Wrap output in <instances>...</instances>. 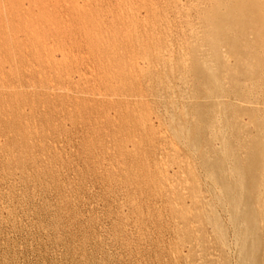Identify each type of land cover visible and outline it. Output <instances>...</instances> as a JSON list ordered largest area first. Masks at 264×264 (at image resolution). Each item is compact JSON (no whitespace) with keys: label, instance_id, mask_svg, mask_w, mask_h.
<instances>
[{"label":"rangeland","instance_id":"374dc122","mask_svg":"<svg viewBox=\"0 0 264 264\" xmlns=\"http://www.w3.org/2000/svg\"><path fill=\"white\" fill-rule=\"evenodd\" d=\"M186 1L0 0V264H264V0Z\"/></svg>","mask_w":264,"mask_h":264},{"label":"bare ground","instance_id":"6f19581e","mask_svg":"<svg viewBox=\"0 0 264 264\" xmlns=\"http://www.w3.org/2000/svg\"><path fill=\"white\" fill-rule=\"evenodd\" d=\"M197 1L198 0H187L186 1V3H191V4H196L197 3ZM195 29V28H194ZM206 53V52H205ZM228 53H229V51L226 49V50H223V52H222V55L224 56V57H228ZM231 54V53H230ZM229 57H230V55H229ZM180 58H181V61L183 62V63H185L187 60H188V56H187V54L183 51V50H181L180 51ZM229 59V58H228ZM51 60V59H50ZM182 76H183V74H181ZM182 76H180V80H182L181 81V84L185 87V85H186V88H187V84H186V82H185V80H184V78L182 77ZM179 87V86H178ZM14 88V87H13ZM171 90H174V88L173 89H171ZM180 91V93H179V100H181L182 102L183 101H185V95H184V93H183V90H181V89H179ZM168 91H170V90H168ZM165 112H167V110L165 111ZM225 116V115H224ZM219 121V120H218ZM214 130H216L215 128L213 129V131ZM222 150H223V148H224V145H225V143H224V141L222 142ZM233 171V170H232ZM234 172V171H233ZM233 172H232V174H233ZM234 175V174H233ZM209 176H210V179L216 184L217 182H218V180H217V178L215 177V175L212 173L211 175L209 174ZM170 188H172V185H170ZM222 188L225 190V192L228 194V189H227V186H225V185H223L222 186ZM218 192V191H217ZM215 199V198H214ZM216 204V203H215ZM232 204V203H231ZM230 203L228 204L229 206L231 205ZM242 204L239 202V203H235L234 204V206H230V208H234L235 209V207L236 208H239L240 206H241ZM225 208H227V207H225ZM230 208H228V209H226V213H227V215L229 216V219L231 220V222H232V224H234L235 225V219H234V217H233V215H232V213L230 212ZM228 211H229V213H228ZM224 219V218H223ZM231 227V226H230ZM232 229V228H231ZM236 231V233H237V239L235 240V244H236V247H230L229 249H231L232 251H234V249L236 248V250H237V255H238V258H239V260H238V263L237 264H245V260L247 259V256L248 255H246V252H245V250H246V246H245V240H247L248 238H252L253 236H254V234L252 233V231H250L249 232V229L246 227L244 230H239V231H237V230H235ZM230 232H231V230H230ZM231 240V239H230ZM234 240V239H233ZM231 242V241H230ZM232 243V242H231ZM232 246V245H231ZM253 248H254V245H253ZM228 249V250H229ZM232 253H234V252H232Z\"/></svg>","mask_w":264,"mask_h":264}]
</instances>
